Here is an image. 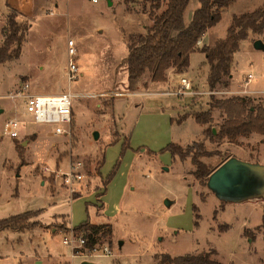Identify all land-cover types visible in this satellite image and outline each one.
<instances>
[{
  "label": "rangeland",
  "instance_id": "rangeland-1",
  "mask_svg": "<svg viewBox=\"0 0 264 264\" xmlns=\"http://www.w3.org/2000/svg\"><path fill=\"white\" fill-rule=\"evenodd\" d=\"M160 1L159 11L165 7V0ZM150 2L24 0V8L17 9L0 0L1 28L11 8L17 12V21L26 24L20 55L0 65V219L39 210L36 217L41 226L32 229L54 233L0 232V264H81V257L72 256L70 245L63 243L72 227L68 228L61 214H69L73 226L87 219L99 220L96 202L83 193L97 191L99 197L108 175L111 179L101 201L104 215L111 218L112 235L94 246L96 254L87 261L170 264L168 260L177 256L215 251L212 257L223 264H264V197L221 201L195 179L189 157L172 159L165 148L170 142L184 148L202 139L206 125H199L190 113L207 109L211 95L248 97L264 106V51L253 47L256 39L264 42V31L249 33L240 42L226 87L208 88V65L198 50L223 38L233 15L250 12L264 0H236L225 7L219 22L207 29L197 50L190 54L187 74H178L171 83L160 86L150 83L146 73L141 84L129 91L123 64L126 40L151 24ZM197 6V0L189 1L185 23ZM69 39L75 49L71 58L79 68L72 81L66 73ZM248 74L253 78L248 80ZM182 77L190 81L191 90L181 87ZM24 81L29 83L30 92L38 94L67 90L90 94L73 99L67 133L57 134L49 125L32 124L21 100L7 96ZM139 91L146 93H134ZM212 115L211 131L214 128L217 132L223 114L214 108ZM12 117L24 123L17 138L4 133L5 122ZM171 118L182 122H172ZM95 131L97 139L93 138ZM116 137L120 140L112 143ZM125 139L127 145H123ZM204 146L219 152L201 158L211 167L217 168L232 156L264 164L263 135L239 137L236 144L206 139ZM17 150L22 151L21 158ZM76 161L81 162L83 176L68 185L62 174ZM55 191H65L75 199ZM168 199L173 203L167 205ZM103 246L109 247L110 255L101 254ZM44 254H50L49 259Z\"/></svg>",
  "mask_w": 264,
  "mask_h": 264
},
{
  "label": "trees",
  "instance_id": "trees-1",
  "mask_svg": "<svg viewBox=\"0 0 264 264\" xmlns=\"http://www.w3.org/2000/svg\"><path fill=\"white\" fill-rule=\"evenodd\" d=\"M190 0H165V7L160 0H151L148 15L152 19L144 32L133 33L127 37V55L123 64L127 71V89L133 91L141 84L143 76L148 73L151 82L166 81V71L173 68L176 73H185L189 67L190 54L197 50V44L207 29L216 25L221 19L222 10L236 0H197L198 6L191 13L188 23L184 21V11ZM159 11V12H158ZM16 10L11 8L6 23L2 27L4 40L0 46V65L21 53L26 24L17 21ZM264 31V2L250 12L233 15L226 29L225 36L218 38L212 45H203L199 51L205 56L208 65L206 84L210 90L216 86H228L234 53L239 49L240 42L247 39L249 33L262 34ZM219 109L222 121L218 124L215 134L211 127L212 110ZM199 125H206L202 130L201 140L194 141L184 148L174 142L165 147L172 159L184 160L189 157L193 165V176L202 185H206L209 174L216 168L202 161V157L218 154L217 150L205 149L204 140L220 144L224 140L236 144L239 137L251 134L264 136V106L254 104L252 99L243 96L216 98L210 96L208 108L190 113ZM172 122L181 123L171 118ZM34 138L35 136L32 135ZM119 138L116 137L115 141ZM123 140V145H127ZM20 158L22 151L17 150ZM228 158V157H227ZM226 158V159H227ZM102 160L97 166L100 174ZM111 179L106 176L103 186ZM103 189L100 195L103 194ZM99 195V196H100ZM196 210V207L194 208ZM40 211H25L0 219V231L24 232L41 226L38 220H32ZM198 215H196L197 217ZM264 226V210L263 222ZM71 231L75 237L83 239V248L91 249L102 240H110L112 226L108 223L94 224L88 219L73 226ZM215 251L199 254H185L168 260L170 264H223L212 257Z\"/></svg>",
  "mask_w": 264,
  "mask_h": 264
},
{
  "label": "built area",
  "instance_id": "built-area-1",
  "mask_svg": "<svg viewBox=\"0 0 264 264\" xmlns=\"http://www.w3.org/2000/svg\"><path fill=\"white\" fill-rule=\"evenodd\" d=\"M97 2V0H91ZM4 35L2 28L0 27V46L3 42ZM67 53L69 56L67 67V79L72 81L77 78L79 72L78 65L71 58L75 53L73 40L67 41ZM248 80L252 79V74H248ZM180 85L185 90H191L192 86L187 78L182 77L180 79ZM172 94H179V92H171ZM128 93H125V95ZM130 94V93H129ZM90 95L87 93H76L71 90L58 92L54 94H38L30 92V86L27 81L20 84L15 90L11 91L7 96L9 98H18L21 100L23 109L31 116L30 122L32 124L49 125L52 127V131L57 134H64L68 132L72 117H73V99L76 97ZM21 123L16 117H12L5 122L4 133L11 138H17L19 136V127ZM81 162L76 161L71 163L68 171L64 172L63 182L71 184L75 180L82 178L83 174L80 172ZM63 242L70 245L72 249H77L74 256L81 257L82 261H87V258L94 257L97 250L94 248H83V239L75 237L71 234L68 238H64ZM84 249V250H83ZM101 254L110 255L111 250L108 246H103L100 249Z\"/></svg>",
  "mask_w": 264,
  "mask_h": 264
},
{
  "label": "water",
  "instance_id": "water-1",
  "mask_svg": "<svg viewBox=\"0 0 264 264\" xmlns=\"http://www.w3.org/2000/svg\"><path fill=\"white\" fill-rule=\"evenodd\" d=\"M253 47L264 51V42L256 39L253 41ZM212 133H216L214 128ZM97 137L98 133L95 131L93 138L97 139ZM25 143L26 141H23V144ZM164 169L167 170V167ZM206 187L216 198L225 202H241L264 197V164L244 161L234 156L229 157L209 174ZM166 204L168 205L169 201H166ZM118 243L120 245L122 241ZM81 264L92 263L83 261Z\"/></svg>",
  "mask_w": 264,
  "mask_h": 264
},
{
  "label": "crops",
  "instance_id": "crops-1",
  "mask_svg": "<svg viewBox=\"0 0 264 264\" xmlns=\"http://www.w3.org/2000/svg\"><path fill=\"white\" fill-rule=\"evenodd\" d=\"M7 1V3L8 4H10L11 6H13L14 8H17V9H21V8H24V6H25V3H24V0H6ZM206 33V32H205ZM205 35V34H204ZM204 35L202 36V38L199 40V42H202V40L204 39ZM198 42V43H199ZM66 44H67V42H66ZM68 49V48H67ZM188 72V71H187ZM187 72H185V74H187ZM178 76V73H174L173 72V68H170V69H168L167 71H166V81H164V82H150V83H153V84H155V85H162V84H169V83H171L172 81H173V79H174V76ZM160 85V86H161ZM256 91V90H255ZM56 93H58V92H56ZM134 93H136V94H141V95H143V93H146L145 91H143V92H141V91H139V92H134ZM133 93V94H134ZM54 94V93H53ZM132 93H128V94H126V95H133ZM153 94V93H152ZM155 94V93H154ZM160 109L163 111L164 109H167V108H164V107H160ZM167 110H169V109H167ZM172 117H173V115H172ZM119 140H120V138H119ZM30 143V142H29ZM28 143V144H29ZM28 144H27V146H28ZM71 164V163H70ZM163 170H165L164 169V167H163ZM100 172H101V170H100ZM101 176L102 177H104L103 175H102V173H101ZM109 183V182H108ZM108 183L105 185V186H103L102 187V189H103V194H101L99 197H97L96 195H95V193L97 192V191H92V192H89V193H83L84 195H87V196H90V197H92L93 198V200L96 202L94 205H95V208H96V214H97V216L98 217H100L99 218V220H97V221H93V222H91L90 220V222L91 223H94V224H102V223H108V224H110L109 222H111V218H109V217H107V216H105L104 215V213H103V202L101 201V199H102V197H103V195H104V193H105V191H106V189H107V185H108ZM54 192V191H53ZM55 192H63V193H65V196L66 197H68L69 199H71V200H73V199H75V198H72V197H69V195H68V193L67 192H65V191H55ZM83 194L82 195H80V196H83ZM79 196V197H80ZM97 200V201H96ZM99 200V201H98ZM167 201H169V204L168 205H170L171 203H173V201L172 200H170V199H168ZM98 205H101L100 206V208L99 209H101V213H99L98 211H97V208H98ZM61 215H64L65 216V218L67 219V225H68V228H71V227H73V225L71 224V222H70V218H69V214H66V213H63V214H61ZM38 217V216H37ZM37 217L35 218V219H37ZM37 220H39V219H37ZM40 221V220H39ZM50 221V220H49ZM43 223V222H42ZM46 223V222H45ZM48 223V222H47ZM40 228V227H39ZM33 230V229H32ZM31 229H28V230H25L23 233H30V234H32V235H34V233H36V234H40V233H42V232H47V233H49V234H54V233H52V232H50L49 230H46V229H42V228H40V232H37V231H32ZM0 232H2L3 234H5V233H7L8 232V230H5V231H0ZM12 232H15V231H12ZM9 233V232H8ZM17 233H20V232H15V234H17ZM55 233H57V232H55ZM70 234H71V231H70V233H69V235L68 236H65V238H68L69 236H70ZM64 240V239H63ZM120 241V240H119ZM64 243V242H63ZM71 247V246H70ZM71 250H72V256H73V249L71 248ZM36 251V250H35ZM44 256H47V258L49 259V257H50V254H47V255H45L44 254ZM83 262V261H82ZM81 262V263H82ZM89 262V261H88ZM92 264H95V263H93V262H91Z\"/></svg>",
  "mask_w": 264,
  "mask_h": 264
}]
</instances>
